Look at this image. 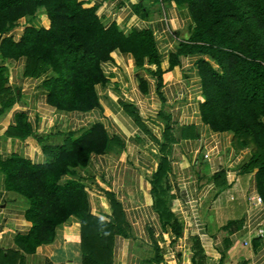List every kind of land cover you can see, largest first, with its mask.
<instances>
[{
	"label": "crops",
	"instance_id": "obj_1",
	"mask_svg": "<svg viewBox=\"0 0 264 264\" xmlns=\"http://www.w3.org/2000/svg\"><path fill=\"white\" fill-rule=\"evenodd\" d=\"M77 1L95 8L103 28L114 24L123 34L148 30L158 72L146 59L138 65L130 53L113 50L99 66L103 81L93 87L96 106L59 111L41 87L48 71L24 77V57L0 56L6 92L0 100L1 264H81L80 226L73 216L32 252L16 241L30 229L28 203L6 189L1 164L13 157L45 164L73 141L88 138L94 127L104 135L103 151L89 153L82 167L61 180L83 184L96 219L110 221L111 203L118 205L110 264H264V206L255 171L242 170L249 150L202 121L196 63L203 56L179 51L194 25L187 6L168 0ZM44 12L38 8L33 17L19 19L0 40L17 43L25 28H46ZM16 115L29 130L16 129ZM256 229L262 237L252 234Z\"/></svg>",
	"mask_w": 264,
	"mask_h": 264
},
{
	"label": "trees",
	"instance_id": "obj_2",
	"mask_svg": "<svg viewBox=\"0 0 264 264\" xmlns=\"http://www.w3.org/2000/svg\"><path fill=\"white\" fill-rule=\"evenodd\" d=\"M168 1L186 5L194 24L186 42L179 43V51L209 56L218 68L203 59L196 63L203 92L206 83L217 90L215 100L203 95L201 119L214 132L231 133L236 145L249 150L242 170L255 171L257 193L264 206V142L256 133L258 128L264 131L260 119L264 118V0ZM38 8L44 9L48 26L25 28L17 43L2 37L0 56L24 57V77L48 71L41 87L47 91V103L56 110L87 111L96 106L93 87L103 81L99 66L109 60L113 50L130 53L138 65L146 59L158 72L159 58L148 30L132 29L123 34L114 24L103 28L95 8L82 7L77 0H0V35ZM3 82L0 75V100L1 94H6ZM205 108L211 113L218 109L222 122L208 123ZM15 118L17 130H29L22 115ZM87 137L73 141L70 149L58 151L45 164L32 165L13 157L3 162L1 169L6 189L28 203L25 219L30 223L29 232L16 238L23 249L32 252L50 242L55 227L73 216L80 226L81 264H110L112 237L119 232L114 217L119 214L118 205L111 203L110 221L96 219L89 214L83 184L61 180L72 169L82 167L89 153L103 151L104 135L99 127ZM197 250L199 254V247Z\"/></svg>",
	"mask_w": 264,
	"mask_h": 264
},
{
	"label": "rangeland",
	"instance_id": "obj_3",
	"mask_svg": "<svg viewBox=\"0 0 264 264\" xmlns=\"http://www.w3.org/2000/svg\"><path fill=\"white\" fill-rule=\"evenodd\" d=\"M34 14H35V12L31 16H24V17H21V18H30V17H33ZM45 15H46V13H45ZM21 18H19V19H21ZM19 19H17V21ZM17 21L15 23H17ZM239 39L243 40L242 37H240ZM203 60L205 62L209 63V65L212 68L218 69L216 64H215V61L213 59H211L209 56H203ZM203 86H204V92H203L204 99H207L208 97H210V99L215 100L216 99V95H217V90L215 92L216 88H214V85L206 83ZM218 101H220V100L218 99ZM204 118L206 119V121L208 123H212L213 125L222 122L221 113H220V111H218V109L217 110L215 109V112L211 113V112H208L207 108H205ZM260 119H261V121H264V118H260ZM256 133L258 134V136H260L263 139V142H264V131H263V129L262 128H258ZM237 136L239 137L238 140L241 142L240 135L238 134Z\"/></svg>",
	"mask_w": 264,
	"mask_h": 264
},
{
	"label": "built area",
	"instance_id": "obj_4",
	"mask_svg": "<svg viewBox=\"0 0 264 264\" xmlns=\"http://www.w3.org/2000/svg\"><path fill=\"white\" fill-rule=\"evenodd\" d=\"M204 158H206V156L204 155ZM252 231H250L251 233ZM255 237H262L263 236V231L261 229H256L255 231H253L252 233Z\"/></svg>",
	"mask_w": 264,
	"mask_h": 264
}]
</instances>
